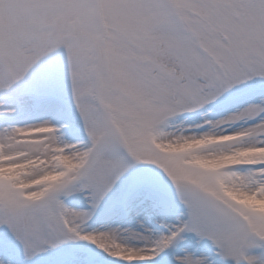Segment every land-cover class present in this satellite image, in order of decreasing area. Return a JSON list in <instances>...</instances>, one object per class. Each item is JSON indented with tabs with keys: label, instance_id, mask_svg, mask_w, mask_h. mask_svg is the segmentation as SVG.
Wrapping results in <instances>:
<instances>
[{
	"label": "rangeland",
	"instance_id": "374dc122",
	"mask_svg": "<svg viewBox=\"0 0 264 264\" xmlns=\"http://www.w3.org/2000/svg\"><path fill=\"white\" fill-rule=\"evenodd\" d=\"M0 264H264V0H0Z\"/></svg>",
	"mask_w": 264,
	"mask_h": 264
},
{
	"label": "water",
	"instance_id": "95a60500",
	"mask_svg": "<svg viewBox=\"0 0 264 264\" xmlns=\"http://www.w3.org/2000/svg\"><path fill=\"white\" fill-rule=\"evenodd\" d=\"M102 32V28L100 30V33ZM95 89H96V95H97V99H98V102H100V96H99V81H98V77L96 75L95 77ZM104 108V107H103ZM105 109V108H104Z\"/></svg>",
	"mask_w": 264,
	"mask_h": 264
}]
</instances>
